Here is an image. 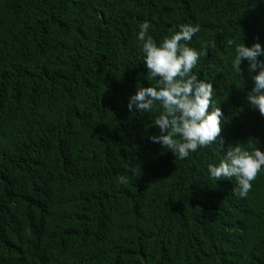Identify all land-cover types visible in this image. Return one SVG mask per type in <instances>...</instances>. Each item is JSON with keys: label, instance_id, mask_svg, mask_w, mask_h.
I'll return each instance as SVG.
<instances>
[{"label": "trees", "instance_id": "obj_1", "mask_svg": "<svg viewBox=\"0 0 264 264\" xmlns=\"http://www.w3.org/2000/svg\"><path fill=\"white\" fill-rule=\"evenodd\" d=\"M145 21L157 45L199 25L222 145L178 159L149 140L162 109L129 111L157 83ZM257 42L264 0H0V264H264V166L246 198L208 172L236 143L264 151L256 73L232 67Z\"/></svg>", "mask_w": 264, "mask_h": 264}, {"label": "clouds", "instance_id": "obj_2", "mask_svg": "<svg viewBox=\"0 0 264 264\" xmlns=\"http://www.w3.org/2000/svg\"><path fill=\"white\" fill-rule=\"evenodd\" d=\"M150 27L148 21L141 23L137 38L142 44L147 72L157 83L139 87L129 99V111L135 108L141 113H151L154 107L162 109L153 119L159 134L150 136L149 140L170 150L178 159H185L199 148L214 143L222 145L223 112L215 106L213 94L216 91L211 82L193 72L203 53L188 46L199 32V25L182 24L179 31L174 29V34L159 45L148 35ZM234 43L228 41L230 46ZM235 53L232 67L236 73L243 74L244 61H247L248 72L256 73L251 75L253 87L247 92L246 100L264 116V59H260L264 57V47L258 42L251 47L238 44ZM248 142L251 144L252 138ZM262 166L264 151L254 148L250 152L236 143L218 165H208V172L216 181L234 180L239 188L234 194L246 198ZM120 181L124 183L126 178L121 176Z\"/></svg>", "mask_w": 264, "mask_h": 264}]
</instances>
